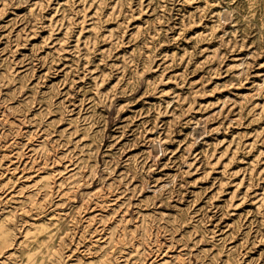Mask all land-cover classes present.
<instances>
[{
    "label": "rangeland",
    "instance_id": "rangeland-1",
    "mask_svg": "<svg viewBox=\"0 0 264 264\" xmlns=\"http://www.w3.org/2000/svg\"><path fill=\"white\" fill-rule=\"evenodd\" d=\"M0 264H264V0H0Z\"/></svg>",
    "mask_w": 264,
    "mask_h": 264
}]
</instances>
